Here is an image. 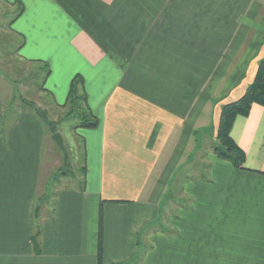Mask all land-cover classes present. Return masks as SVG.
<instances>
[{
  "label": "crops",
  "instance_id": "crops-1",
  "mask_svg": "<svg viewBox=\"0 0 264 264\" xmlns=\"http://www.w3.org/2000/svg\"><path fill=\"white\" fill-rule=\"evenodd\" d=\"M0 2L14 54L50 69L33 101L87 154L84 188L51 185L47 125L0 66V264H264V106L231 129L244 168L213 148L264 57V0ZM76 74L95 128L61 117Z\"/></svg>",
  "mask_w": 264,
  "mask_h": 264
},
{
  "label": "trees",
  "instance_id": "trees-1",
  "mask_svg": "<svg viewBox=\"0 0 264 264\" xmlns=\"http://www.w3.org/2000/svg\"><path fill=\"white\" fill-rule=\"evenodd\" d=\"M45 66L48 67V64L45 63ZM46 73H50V69L47 68ZM21 100L28 104L35 112L44 120L47 125L49 134L59 131V121L51 120L48 118L47 112H42L44 110L38 108L33 100H29L20 97ZM253 103H259L264 106V57L261 58L258 69L255 75L254 80L248 86L245 93L239 98L223 104L221 110L220 121L217 129V139L213 144L214 151L216 154L226 160L231 161L234 166L238 168H244L245 152L244 150L235 142L231 136V129L234 123L235 118L238 115L248 116L252 108ZM64 109V114L61 116L65 117H74L77 122L73 127L74 130L78 128H95L99 125V117L92 111L88 102V95L84 87V79L80 74H76L72 79L70 91L67 97L66 102L60 105ZM79 151L80 157L78 161V167L82 178L79 180L81 188L85 187V175H86V160L87 154L85 150V142L83 139H80L79 142ZM64 158V155H63ZM67 165L70 167L68 170H64V166ZM75 171L72 167V164L69 160V154L67 159L64 158V164L53 176L54 180H57L60 176L74 175ZM47 198V197H45ZM45 198L40 199V204L44 201ZM38 211L40 206L37 207ZM40 228L34 233V245L35 248L39 246L38 237L40 235ZM103 254V221L102 213H100V224H99V238H98V259L101 262Z\"/></svg>",
  "mask_w": 264,
  "mask_h": 264
},
{
  "label": "rangeland",
  "instance_id": "rangeland-1",
  "mask_svg": "<svg viewBox=\"0 0 264 264\" xmlns=\"http://www.w3.org/2000/svg\"><path fill=\"white\" fill-rule=\"evenodd\" d=\"M7 11H8L7 5L0 2V66L2 70L6 73V75L9 76L12 80H14L17 83V86L19 89L18 90L19 94L17 97L20 98L21 97L20 94L22 93V95H24L23 97L26 99L35 100L38 103H42V100H43L45 103H48L47 101H48L49 95H47L45 91L43 92V89H42V87H44L46 72H43V71L37 72L36 69L31 67V65L27 67L22 62H20V60L14 54L15 46L12 43V41L10 42L9 33H6L2 29V28H5L6 21L8 20ZM42 112H45V110ZM64 112H65L64 109L62 110V112L60 111L62 115L64 114ZM65 139H66L65 144L67 146V151L69 154V160L75 171V177H78V182H79L81 175H80L79 169H77L78 164L74 160L72 150L69 147V142H67L68 137ZM79 142H80V139L77 140L78 149H79V144H80ZM47 147L48 148H46V157H45L44 165H45V171L49 170V167H52L50 165V160L53 158V166L55 168L52 174V178H51V185H53L54 183H59V181H61L64 178V176H60L57 178V180L53 179V176L58 170V168L63 166L64 158H63L62 151L58 148V146H56V144L51 138V135L50 137H48ZM79 154H80V151H79ZM58 164L60 165L59 167H57ZM65 169L69 170L70 167L65 165L64 170ZM225 174H226V171H225ZM231 179H232V176H231ZM176 193L177 194L179 193L180 195V192H176Z\"/></svg>",
  "mask_w": 264,
  "mask_h": 264
},
{
  "label": "water",
  "instance_id": "water-1",
  "mask_svg": "<svg viewBox=\"0 0 264 264\" xmlns=\"http://www.w3.org/2000/svg\"><path fill=\"white\" fill-rule=\"evenodd\" d=\"M51 138L56 146H58V148L62 151L64 158L67 159L68 151L62 133L60 131H56L51 134Z\"/></svg>",
  "mask_w": 264,
  "mask_h": 264
}]
</instances>
